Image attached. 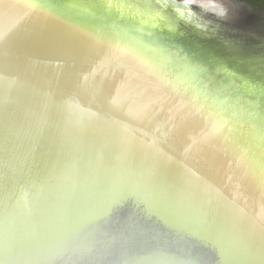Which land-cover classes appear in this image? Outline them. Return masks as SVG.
<instances>
[{"label":"water","instance_id":"water-1","mask_svg":"<svg viewBox=\"0 0 264 264\" xmlns=\"http://www.w3.org/2000/svg\"><path fill=\"white\" fill-rule=\"evenodd\" d=\"M131 1L0 0V264H264V104L214 95ZM104 49L178 93L238 177Z\"/></svg>","mask_w":264,"mask_h":264},{"label":"rangeland","instance_id":"rangeland-1","mask_svg":"<svg viewBox=\"0 0 264 264\" xmlns=\"http://www.w3.org/2000/svg\"><path fill=\"white\" fill-rule=\"evenodd\" d=\"M152 1L154 4L151 7L148 4L146 9L152 8L155 15L169 18L175 38L168 42L198 57V74L205 83L207 78L211 79L212 84L206 85L213 86L210 91L214 95L221 100L227 94L234 95L232 100L224 98L223 101L233 106L240 103L239 111L246 114L252 113L253 106L258 110L264 104V5H248L256 0H177L191 1L192 6L188 13H172L159 0ZM203 5L208 8L202 9ZM202 65L217 66L230 73L206 72ZM232 81L236 82V89ZM262 141L264 144V138Z\"/></svg>","mask_w":264,"mask_h":264},{"label":"bare ground","instance_id":"bare-ground-1","mask_svg":"<svg viewBox=\"0 0 264 264\" xmlns=\"http://www.w3.org/2000/svg\"><path fill=\"white\" fill-rule=\"evenodd\" d=\"M185 2L188 5H192L191 1H185ZM201 7L206 10V8H208V5H203ZM103 51H106L105 52L106 54H108L107 52H109V54H111L116 59H118L117 61L119 63H121V64L124 63V65L129 67L130 73L128 72V76L133 78L135 80V82H136V80H138L141 82V84L144 87L150 88L152 91H154L152 93L161 99L160 100L161 105L162 106L165 105L167 108H169L173 112V117L175 119H177L178 128L182 131V133L185 134V131H188L189 133L188 132H186V133L190 135L189 137H191L192 140H196L197 142L202 141L205 143H210L211 137L209 136L208 131L206 129H204V127L203 128L199 127V124L197 122L198 121L197 118L192 116L189 111H188L189 117L186 115L187 107L185 106L182 98L178 95V93L173 92V90H170L168 87H166L162 83H158V82H155L154 80H152V78H151L152 76L149 75L146 70L144 71L141 68H139L137 66V64H134L128 58L129 56H127L126 54L119 53L118 51H116L114 49H112V50L111 49H104ZM95 52L97 54L100 53L98 50H95ZM209 150H210V156L212 158L217 159V161H219V163L226 166L227 170H230L232 173H235L236 177H238L235 170L230 168V165L225 161L221 152L216 150L213 143L211 144ZM251 190L252 189H249V191H251ZM252 195H253V197H262V196H258V194H253V193H252ZM263 197H264V195H263Z\"/></svg>","mask_w":264,"mask_h":264}]
</instances>
